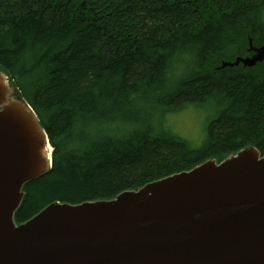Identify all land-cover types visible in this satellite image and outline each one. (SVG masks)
Listing matches in <instances>:
<instances>
[{"label":"trees","instance_id":"1","mask_svg":"<svg viewBox=\"0 0 264 264\" xmlns=\"http://www.w3.org/2000/svg\"><path fill=\"white\" fill-rule=\"evenodd\" d=\"M264 0H0V66L38 114L52 168L23 186L24 223L110 198L246 145L264 155ZM210 112L200 147L169 115Z\"/></svg>","mask_w":264,"mask_h":264},{"label":"water","instance_id":"2","mask_svg":"<svg viewBox=\"0 0 264 264\" xmlns=\"http://www.w3.org/2000/svg\"><path fill=\"white\" fill-rule=\"evenodd\" d=\"M216 69L253 68L264 44ZM38 114L0 66V264H264V155L246 145L78 204L54 202L25 223L23 186L52 168Z\"/></svg>","mask_w":264,"mask_h":264},{"label":"rangeland","instance_id":"3","mask_svg":"<svg viewBox=\"0 0 264 264\" xmlns=\"http://www.w3.org/2000/svg\"><path fill=\"white\" fill-rule=\"evenodd\" d=\"M210 115L207 109L189 108L169 115V127L194 147H200L205 140V129Z\"/></svg>","mask_w":264,"mask_h":264}]
</instances>
